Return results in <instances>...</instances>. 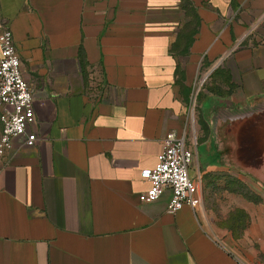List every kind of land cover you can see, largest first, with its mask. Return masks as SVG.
<instances>
[{
	"label": "crops",
	"instance_id": "obj_1",
	"mask_svg": "<svg viewBox=\"0 0 264 264\" xmlns=\"http://www.w3.org/2000/svg\"><path fill=\"white\" fill-rule=\"evenodd\" d=\"M3 26L39 139L0 155V264H252L204 203L171 212L169 192L140 194L199 75L210 128L206 111L264 102V0H0ZM204 147L207 170L221 151Z\"/></svg>",
	"mask_w": 264,
	"mask_h": 264
},
{
	"label": "rangeland",
	"instance_id": "obj_2",
	"mask_svg": "<svg viewBox=\"0 0 264 264\" xmlns=\"http://www.w3.org/2000/svg\"><path fill=\"white\" fill-rule=\"evenodd\" d=\"M206 83L193 104L196 120L191 129L197 144L195 163L201 171L205 216L210 230L240 255L249 243L256 252L255 264L257 258L264 261V102L252 108L219 105L210 115L206 111L213 123L210 128V122L203 120L202 124L200 118V95ZM208 146L221 151V157L206 170L201 149ZM194 171L192 167L191 174Z\"/></svg>",
	"mask_w": 264,
	"mask_h": 264
},
{
	"label": "built area",
	"instance_id": "obj_3",
	"mask_svg": "<svg viewBox=\"0 0 264 264\" xmlns=\"http://www.w3.org/2000/svg\"><path fill=\"white\" fill-rule=\"evenodd\" d=\"M207 79L208 74H201L195 80L188 99L187 125L182 134L169 130L163 137L155 165L142 170L149 186L141 192V200L151 202L169 192L167 207L171 212L185 204L196 210L203 205L201 172L195 163L197 144L191 129L196 120L193 104ZM34 101V89L24 76L13 31L3 26L0 29V155L13 146L15 138L21 139L20 146H34L38 142ZM192 167H195V175L191 174Z\"/></svg>",
	"mask_w": 264,
	"mask_h": 264
}]
</instances>
